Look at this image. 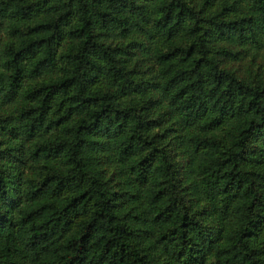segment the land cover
<instances>
[{"label": "trees", "instance_id": "16d2710c", "mask_svg": "<svg viewBox=\"0 0 264 264\" xmlns=\"http://www.w3.org/2000/svg\"><path fill=\"white\" fill-rule=\"evenodd\" d=\"M0 264H264V0H0Z\"/></svg>", "mask_w": 264, "mask_h": 264}]
</instances>
